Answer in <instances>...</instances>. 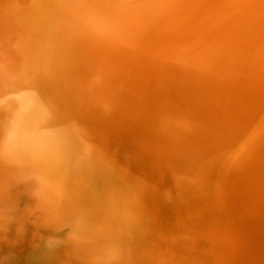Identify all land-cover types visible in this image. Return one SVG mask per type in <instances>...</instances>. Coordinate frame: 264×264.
<instances>
[{
    "label": "bare ground",
    "instance_id": "6f19581e",
    "mask_svg": "<svg viewBox=\"0 0 264 264\" xmlns=\"http://www.w3.org/2000/svg\"><path fill=\"white\" fill-rule=\"evenodd\" d=\"M0 264H264V0H0Z\"/></svg>",
    "mask_w": 264,
    "mask_h": 264
}]
</instances>
